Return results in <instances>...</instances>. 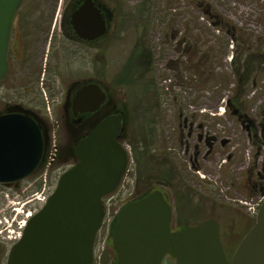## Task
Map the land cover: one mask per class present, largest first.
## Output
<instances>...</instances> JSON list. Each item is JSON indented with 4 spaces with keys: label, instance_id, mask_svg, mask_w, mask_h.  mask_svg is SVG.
Listing matches in <instances>:
<instances>
[{
    "label": "rangeland",
    "instance_id": "374dc122",
    "mask_svg": "<svg viewBox=\"0 0 264 264\" xmlns=\"http://www.w3.org/2000/svg\"><path fill=\"white\" fill-rule=\"evenodd\" d=\"M195 1L107 0L119 11L114 22L118 28L98 49L97 62L106 65L104 83L127 113L120 137L125 134L121 141L131 158L121 186L104 204L111 198L114 208H122L145 192L161 189L173 206L175 231L215 219L231 258L254 225L264 195V0H205L219 15L216 19ZM51 9L48 0H26L20 7V20L29 16L21 25L31 27L22 30L24 59L29 49L37 52L33 44L38 31L33 27ZM218 21L239 30L233 35L218 27ZM72 68L62 67L70 78L40 82L35 95L27 94L32 86L15 75L13 62L11 76L1 83L0 110L18 103L40 108L41 116L50 112L51 121L56 120L53 99L84 72ZM238 71L248 73L240 97ZM53 135L54 145L60 138L57 131ZM50 163L18 185L0 183V223L7 217L23 220L29 209H40L26 204L28 199L44 187L50 195L71 167L68 162ZM17 211L22 214L17 216ZM114 215L115 210H106L94 264L116 263ZM13 244L14 239L0 234V264H8ZM163 264L176 261L169 255Z\"/></svg>",
    "mask_w": 264,
    "mask_h": 264
},
{
    "label": "water",
    "instance_id": "95a60500",
    "mask_svg": "<svg viewBox=\"0 0 264 264\" xmlns=\"http://www.w3.org/2000/svg\"><path fill=\"white\" fill-rule=\"evenodd\" d=\"M24 1L0 0V80L8 72L10 32ZM89 14L95 21L93 38L103 35L105 22L91 0L80 11L82 19ZM106 97L97 83H89L77 92L74 105L81 112L95 111ZM123 121L122 113L112 114L78 142L77 161L29 218L8 264H94L106 214L103 198L118 189L129 164L128 151L118 139ZM45 146L43 127L30 113H0V183L11 185L33 175ZM172 219L173 206L161 189L123 205L111 226L115 264H163L169 255L176 264H264V202L231 258L217 220L175 231Z\"/></svg>",
    "mask_w": 264,
    "mask_h": 264
},
{
    "label": "flooded vegetation",
    "instance_id": "af4514ba",
    "mask_svg": "<svg viewBox=\"0 0 264 264\" xmlns=\"http://www.w3.org/2000/svg\"><path fill=\"white\" fill-rule=\"evenodd\" d=\"M48 1H50L52 9L44 17L42 15L39 16V21L43 20L40 21L39 25L33 27L38 31V35L35 36L36 43L33 44L37 45V52L34 53L32 49V51L29 49L25 59L22 57L24 37L22 30L31 27L27 23L26 25H21V23L27 22L25 18L29 16L23 15L24 17L21 16L23 19L20 20L19 14L22 11L18 10L9 37L7 54L8 72L0 80L1 87L2 81L11 76L14 62L15 75L18 78L24 77L25 80L30 82L28 85L32 86L30 93L27 94L36 95L37 92L35 90L38 89L40 82L44 84L45 79L52 81L51 79L55 78L56 81L57 79L61 80V75L63 78L71 77L70 75L63 74L62 67L72 68L74 66L72 69L82 68L84 71L80 76L75 75L77 78L67 83L66 89L64 92L62 91L63 93L59 94L60 98L58 100L53 99V101H56L54 107L55 105L58 106V114L55 116L56 120L54 121H51L53 116L50 112H47L43 117L38 114L40 113L39 111L37 112L40 108L35 110L32 108L28 109L18 103L7 104L6 108L0 110V113H30L42 125L46 136V146L43 162L35 172L46 161L51 163L55 161L68 162L67 165L70 166L75 164L78 159L76 154L78 142L86 137L106 117L122 113L124 115L122 131H124L127 123V113L124 106H121L112 98L109 88L104 83L108 72L107 68L104 67L106 65L103 63L99 65L97 62L98 49H101L105 45L111 31L118 28L114 25L117 15L119 18L118 9L116 10L115 5L111 6L107 0H91L95 9L99 11V16L105 22L107 28L103 35L93 38L96 31L93 15H85L83 19L80 15L81 8L85 6L88 0ZM119 2L117 3V8ZM41 47L45 49L43 52L40 50ZM21 60L22 62H20ZM98 66L101 67L99 68ZM94 73L97 75L96 77H94ZM89 83H97L107 94V97L97 110L81 112L79 105L77 107L74 105V98L77 92ZM53 131H57L60 138L58 143L54 145L52 144V140L56 135H53ZM121 133L118 137L120 141L122 138L120 137ZM122 136L124 137L125 134L123 133Z\"/></svg>",
    "mask_w": 264,
    "mask_h": 264
},
{
    "label": "built area",
    "instance_id": "2783aa9c",
    "mask_svg": "<svg viewBox=\"0 0 264 264\" xmlns=\"http://www.w3.org/2000/svg\"><path fill=\"white\" fill-rule=\"evenodd\" d=\"M129 152L131 154L130 150H129ZM48 196H49V191L47 190L46 187H44L41 192H39V193L33 195L32 197H30L26 204H36L37 206L35 205L33 207H38V206L40 207L43 203H45V201L47 200ZM263 201H264V195L261 198L260 202L262 203ZM105 206H106V210L108 212L115 210L114 217L116 216V214L118 213V211L120 209V208H118V209L114 208V204L112 203L111 198L108 199V202L105 203ZM252 209H253V207H252ZM36 210H37V208H36ZM19 212L20 211H17V213H16L17 216L22 214V213H19ZM32 214H33V211L31 209H29L26 212L25 218L23 220H19V219H17V217L12 219V220H10V218H8V217L4 218V223L3 222L0 223V234H7L9 239H14V241L18 240L21 237L22 233H23V229H24V227H25V225L27 223L28 218ZM114 217H113V219H114Z\"/></svg>",
    "mask_w": 264,
    "mask_h": 264
},
{
    "label": "trees",
    "instance_id": "16d2710c",
    "mask_svg": "<svg viewBox=\"0 0 264 264\" xmlns=\"http://www.w3.org/2000/svg\"><path fill=\"white\" fill-rule=\"evenodd\" d=\"M195 2L202 9L203 13L206 16L212 17V18H215V19L217 17H219V15L217 13L216 14L213 13V11L211 10V4L209 2H207L205 0H196ZM218 27H224V28H226L227 30H229L230 32H232L233 35H235V33L238 32V30H239V28H237L235 25H233L232 23L227 22V21H218ZM248 62H250V60H248L247 63ZM238 72H239V74H241V81H240V85H239L238 90H237V96L239 95V97H240V94L242 93V92H240V89L242 88L241 86H244V84L247 82V80H248V73H243L242 74V73H240V71H238ZM227 108L229 109V106L228 105H227ZM262 124L264 126V120H263V123ZM124 138H125V136L122 137L121 139H124ZM56 163H59L60 164V161H56ZM16 185H18V183ZM151 191H153V190H150L148 192H145L142 195H140L138 197H135L133 200H137V199H139V198L147 195ZM111 241H112V238H111Z\"/></svg>",
    "mask_w": 264,
    "mask_h": 264
}]
</instances>
